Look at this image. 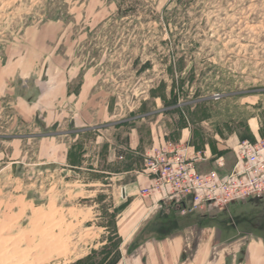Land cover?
<instances>
[{
	"label": "rangeland",
	"instance_id": "1",
	"mask_svg": "<svg viewBox=\"0 0 264 264\" xmlns=\"http://www.w3.org/2000/svg\"><path fill=\"white\" fill-rule=\"evenodd\" d=\"M263 138L264 0H0V264H157L178 219L120 236L119 173ZM187 217L180 264H264V201Z\"/></svg>",
	"mask_w": 264,
	"mask_h": 264
},
{
	"label": "built area",
	"instance_id": "2",
	"mask_svg": "<svg viewBox=\"0 0 264 264\" xmlns=\"http://www.w3.org/2000/svg\"><path fill=\"white\" fill-rule=\"evenodd\" d=\"M189 144L168 142L147 154L142 175L148 179L140 196L174 198L189 206L184 213H197L206 208L219 210L249 199L264 198V138L240 142L235 150L231 171L219 175L216 170L201 174L196 163L207 160L205 153H188ZM217 168H223L221 161Z\"/></svg>",
	"mask_w": 264,
	"mask_h": 264
},
{
	"label": "crops",
	"instance_id": "3",
	"mask_svg": "<svg viewBox=\"0 0 264 264\" xmlns=\"http://www.w3.org/2000/svg\"><path fill=\"white\" fill-rule=\"evenodd\" d=\"M139 139L138 132L135 129H132L128 134L127 148L129 152L135 153L140 145ZM164 144H161V142L157 145L153 144L147 154H149L153 148H160ZM236 149L237 147L231 152L232 156L229 158L224 155H215L211 152H205L206 156L208 154V159L196 163L197 171L201 174H205L212 170H216L219 175L229 173L235 163L234 152ZM188 153L191 155L197 153V150L189 145ZM218 161H221L224 164L223 168H217L216 164ZM141 171L142 169H137L132 166V168L123 170L119 173L120 177L117 176L118 180L115 185L116 193L124 203L122 209L117 215L116 226L118 233L120 236L122 235L126 238H135L139 235L137 232L135 234V230L146 228L148 225L154 223L163 224L168 221L170 223V220L175 217L178 219V226H176L175 229H172L170 233L163 235V237H160L157 233L151 234L150 236L152 237V240L150 239L149 241H146V244L157 245V248H154L156 251L153 250L158 254H156L157 264H180V260L182 262L186 261L185 263H187L189 261L188 259H182V253H184L183 246L188 242L187 240L190 235V230L195 227H189L186 220L188 218L187 215H193L195 213L188 214L183 212V209L189 206L188 202L182 203L174 198L161 199L158 196L149 198L141 197L140 191L148 185V179L142 175ZM128 174H134L135 176L128 180L126 179V175ZM230 206H233V204ZM121 230L123 232H121ZM166 237L167 239L158 240L159 238ZM163 246L167 247L166 251L170 252L172 255L163 257V250H161ZM151 258L150 253L149 256L146 257L147 264H152L149 263ZM248 261H250V259L245 260L244 264L249 263Z\"/></svg>",
	"mask_w": 264,
	"mask_h": 264
},
{
	"label": "flooded vegetation",
	"instance_id": "4",
	"mask_svg": "<svg viewBox=\"0 0 264 264\" xmlns=\"http://www.w3.org/2000/svg\"><path fill=\"white\" fill-rule=\"evenodd\" d=\"M258 201H261V202H262V201H264V198H262V199H260V200H258Z\"/></svg>",
	"mask_w": 264,
	"mask_h": 264
},
{
	"label": "trees",
	"instance_id": "5",
	"mask_svg": "<svg viewBox=\"0 0 264 264\" xmlns=\"http://www.w3.org/2000/svg\"><path fill=\"white\" fill-rule=\"evenodd\" d=\"M253 200H257L258 201V199H253ZM94 253V252H93Z\"/></svg>",
	"mask_w": 264,
	"mask_h": 264
}]
</instances>
